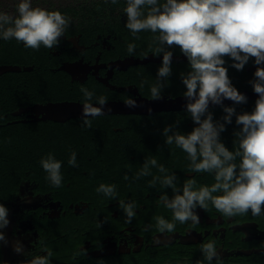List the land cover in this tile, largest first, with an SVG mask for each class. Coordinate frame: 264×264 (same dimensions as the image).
I'll use <instances>...</instances> for the list:
<instances>
[{"label": "flooded vegetation", "instance_id": "flooded-vegetation-1", "mask_svg": "<svg viewBox=\"0 0 264 264\" xmlns=\"http://www.w3.org/2000/svg\"><path fill=\"white\" fill-rule=\"evenodd\" d=\"M69 1L72 0H32L33 7L59 10L70 18L58 47L41 46L33 50L15 39H0L1 53L40 62L30 66L8 64L33 70L22 72L31 75L23 76L22 82L10 84L0 97L2 105L14 107L0 117V134L27 138L36 135L37 138L24 151V162L7 167L0 165V203L9 209L10 221L4 229L8 243L0 242V264H26L35 256L46 255L45 247L53 252L50 264H209L201 252V245L209 241L215 242L222 264H264V211L259 216L249 211L246 215L226 217L209 202L208 209H196L200 217L198 224L176 221L174 232L157 231L156 217L162 216L170 222L173 219L172 211L159 198L164 194L171 198L173 192L161 187L159 180L150 186L154 177L175 173L181 190L189 179L196 180L197 189L215 182L213 174L190 171L187 154L175 144L164 143L162 132L166 126L175 125L181 134L191 132L196 126L186 111L169 116L159 115L163 113L111 116L114 119L110 121H116L115 125H109L108 121L101 125L102 131L92 133L83 126L82 119L59 123L44 120L36 112V108L48 104L83 103L68 99L77 92L83 93L81 88L123 97V100L107 102L134 99V93L153 99L150 88L157 83L161 63L121 65L129 59L153 56L152 49L156 46L153 33L147 36L138 33L140 38L136 39L126 29L120 36L114 35L101 29L105 17L97 16L93 8L81 16H71ZM130 43L136 45L132 54L127 51ZM169 50L175 56H184L179 48ZM182 63L188 61L172 65ZM67 65L75 68L64 71ZM255 70L256 65L246 68L248 74ZM42 75H48L57 84L39 82ZM178 81L179 69L174 73L172 67L166 85ZM229 107H235L238 114L251 112L255 101ZM209 111L214 120H221L225 115L223 107H209ZM239 127L233 116L232 123L226 124V130L221 133L220 139L229 150L235 148L234 132ZM47 136L53 140L45 141ZM72 152L76 153L77 166L68 163ZM45 153H52L62 162L60 187L50 183L40 164ZM152 158L164 165L167 173L152 167L150 175L137 179L145 161ZM100 184L115 185V198L98 193ZM120 201L137 205L136 216L130 224L125 222ZM16 240L23 244L24 254L14 252L12 246ZM82 249L87 254L77 255ZM211 264L218 262L214 259Z\"/></svg>", "mask_w": 264, "mask_h": 264}, {"label": "clouds", "instance_id": "clouds-1", "mask_svg": "<svg viewBox=\"0 0 264 264\" xmlns=\"http://www.w3.org/2000/svg\"><path fill=\"white\" fill-rule=\"evenodd\" d=\"M109 2L115 5L119 0H105ZM123 12L127 18L125 26L133 37L139 39L140 32L155 34L153 56L162 54L157 83L150 88L153 100L161 99L162 90L172 75L173 52L169 49L179 48L187 58L189 71L180 76L186 88L185 109L196 126L191 132L181 134L175 130V125H168L162 135L166 145L175 144L187 154L190 171L213 174L215 181L211 186L202 185L197 189L196 180L189 179L181 190L177 187L175 173L154 177L150 186L159 180L161 187L173 192L171 198L167 194L159 198L172 211L173 219L170 222L162 216L156 217L157 231L174 232L176 221L198 224L200 217L196 209H208L209 202L226 217L246 215L249 211L253 216L261 215L264 211V0H125ZM69 23L70 18L59 10L33 7L32 0H18L15 14L0 10V39H15L33 50L41 46L52 49L59 46ZM135 47L130 43L128 53L132 54ZM225 57L233 61L231 67L238 71L243 70L250 59L256 65L254 79L249 83L258 99L251 112L238 114L235 107L223 106L224 100L234 104L247 102V97L233 86L228 76ZM81 91L85 97L82 124L91 128L88 117L104 115L107 98L100 96L99 107H96L90 102L94 93L87 88ZM124 104L128 108L139 106L131 97ZM210 104L223 106V122L214 120ZM233 116L240 127L234 132L235 148L229 150L220 136L226 130L225 125L232 123ZM68 163L77 166L75 152L70 154ZM40 164L50 183L60 187L62 162L49 153ZM152 167L160 173L168 171L152 158L145 161L136 178L150 175ZM96 191L107 197L116 196L113 184H100ZM120 207L125 213V222L130 224L136 216L137 205L120 201ZM8 216L9 209L0 203V242L3 244L8 243L4 232L10 224ZM12 248L15 253L24 254L19 240ZM43 251L46 255L35 256L26 264H50L53 252L47 247ZM201 252L209 264L214 259L222 264L214 241L202 244ZM81 254L86 255L87 250L77 253Z\"/></svg>", "mask_w": 264, "mask_h": 264}, {"label": "trees", "instance_id": "trees-1", "mask_svg": "<svg viewBox=\"0 0 264 264\" xmlns=\"http://www.w3.org/2000/svg\"><path fill=\"white\" fill-rule=\"evenodd\" d=\"M18 2V0H0V10L10 12L12 14H15V4ZM68 5H70V11L72 13L71 16L78 17L81 16L83 13H85L88 8H93L94 12L97 14V16L105 17V23L103 26H101V29H106L109 33H113L114 35H121L122 33L126 32V16L123 12V9L125 7V0H119V2L115 5L109 3H105V0H72L67 2ZM62 6L64 7V1H61ZM80 4V7H75V5ZM35 5V4H34ZM61 7V6H60ZM128 30V29H127ZM130 31V30H128ZM132 35L131 32H128ZM142 35L147 36L151 32H140ZM153 36L155 34H152ZM180 51V50H178ZM33 56V55H32ZM226 63L225 67L228 69V76L231 79V82L235 88L239 92H242L244 90L252 91V86L249 83L251 80L254 79V73L248 74L246 72V68L250 65H255L254 61L252 59L249 60V62L245 65L244 69L241 71L236 70L235 68L231 67L233 61L229 57L224 58ZM41 61V60H40ZM8 64H14V65H39L40 62L38 59L30 58V57H10L6 55L5 53L0 52V65H8ZM174 69V73H176L177 69H179V81L176 83L168 84L164 87L162 90V94H166L171 97H177V96H183V93L186 91L185 86L182 83L181 80V73H186L189 71L188 63H182V64H173L171 65ZM31 74H6L2 77H0V97L2 95V92L8 88L10 84H15L24 81L23 76L27 77ZM41 80L39 82L48 83L49 85L57 84V82L50 80L51 78L48 75H42ZM43 81V82H42ZM47 84V85H48ZM155 85V83H154ZM49 90L45 92L47 94ZM90 92L94 93L93 99L90 102H96L97 99L100 96H105L107 98V101L109 100H123V97L117 95V94H104L100 90H90ZM152 97V96H151ZM150 97V98H151ZM68 99L74 100V101H81L85 102L84 93L77 92L76 95L69 97ZM11 105H2V101L0 100V117H2L3 114H6L12 109ZM176 114H182V113H163L159 114L162 116H169V115H176ZM114 118L111 116L96 118V119H90L91 120V128H86L89 133L92 132H100L102 131L101 125L106 122L109 123V125L113 126L116 124V121H110ZM99 130V131H97ZM112 130V129H111ZM36 137V135H34ZM34 136H29L28 138L21 135H11V136H3L0 134V165L8 166V165H15V164H21L25 160V150L31 143H35L34 141H37V138ZM46 138V136H45ZM53 140L51 137L47 136V139L45 141H51ZM47 153L44 154L43 158L47 157ZM38 156L35 155V162H37ZM41 160V159H40Z\"/></svg>", "mask_w": 264, "mask_h": 264}, {"label": "water", "instance_id": "water-1", "mask_svg": "<svg viewBox=\"0 0 264 264\" xmlns=\"http://www.w3.org/2000/svg\"><path fill=\"white\" fill-rule=\"evenodd\" d=\"M180 63L187 62V58L185 56H175L172 57V63ZM148 63H162L161 57L149 56L143 60L141 59H129L121 65H146ZM75 66L67 65L63 68L64 71L71 72ZM32 68H21L18 66L12 65H0V77L6 74H15L22 72H31ZM247 97L248 101H256L258 99L257 94L252 90H244L240 92ZM136 97L134 99L138 103V107L136 108H128L125 106L124 101H110L107 102V105L104 106V115L96 116H126V115H140V116H150L158 113H171V112H182L186 111V99L184 96L178 97H170V96H162L159 100H153L148 98L141 97L138 93H134ZM93 106L99 107L98 103H92ZM235 105L231 100H224L223 106H232ZM221 105H209V107H223ZM82 108L83 103L79 102H65V103H57V104H48L45 106H39L36 108V112L38 114L43 115L44 120H51L54 122H66L71 119H82ZM108 109H111L109 111ZM94 118V117H88Z\"/></svg>", "mask_w": 264, "mask_h": 264}]
</instances>
